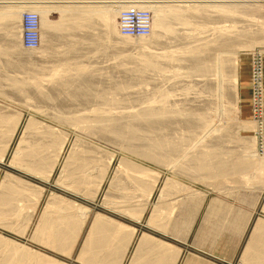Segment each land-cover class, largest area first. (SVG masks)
<instances>
[{
  "label": "bare ground",
  "instance_id": "obj_1",
  "mask_svg": "<svg viewBox=\"0 0 264 264\" xmlns=\"http://www.w3.org/2000/svg\"><path fill=\"white\" fill-rule=\"evenodd\" d=\"M0 1H2L0 6V31L5 34L4 42L2 40V36L0 38V50H2L3 54L6 56V61L3 62L2 67L5 70H8L3 71L7 74L11 69L12 71L16 70L21 73V76L20 74L16 76L3 75L4 77H1L2 73H0V78H3V80L0 79V88L4 83L7 86L3 89L6 94L10 93L12 95H17L18 93H23L25 98L35 100V103L37 101H45L48 103L52 102L56 107L64 101H76L79 105H87L90 101L94 104V102L99 101L98 103L103 102V104L108 105L109 108L113 105L117 108L118 105L123 106L121 104H128L132 101V97L128 99L130 95L128 97V94L123 95L122 93L127 90L126 88H128L129 85H132L130 84L132 81L129 80L131 77H129V79L127 77L124 79L117 77L115 79V77L113 78L111 76L112 79H115V81H112L111 79L110 83L107 81L106 85L102 83V85H99L96 80L97 73L95 74L97 71L92 68L93 66L90 65L92 69L89 70L90 68H87V64L84 65V63L80 64L77 62V64L71 63L70 60H75L81 57L84 50H86L84 47H86L88 43L92 42L91 45L94 44L95 46V33L93 31H89L88 28L95 30L93 27H96V23L99 24V27H101V30L103 31L100 35H104L101 37L102 39L98 44L103 56L106 51H108L107 53L109 55V51L111 50L120 53L121 49L118 50L114 49V46L111 47L112 45H115H111V40L113 35L116 34V30L119 34L120 40L118 42H120V44L121 41L126 44L128 40L130 41L131 37L121 35L119 33V26L117 25V27L111 22V17L117 15L119 16L120 12L123 9H126L129 5H137L140 8L147 9L151 13L150 33L147 36L138 37L140 41L144 42V44L142 43L144 47L141 46L142 49L139 48L140 51H137V54H132L133 56L130 54V56H123L132 60V62H128V60H124L123 57H119L122 53H120L119 56L116 55L121 59L117 57L119 60L114 63V66L122 71L123 75L126 73V76L130 75L133 78L136 75H142L146 72H150V76L151 73H158L159 77L163 79L166 78L165 76L167 75V72H169V74L171 73L170 75H173L175 78L177 76L182 78L183 75L187 78L197 76L199 79L200 77H205L206 80L204 78V83L199 91L200 94L202 91H206V94L209 93L205 96L208 98L205 101V104L202 107H193V105L186 101V98L184 100L181 99V102L180 100H172L174 102H170L171 97H168V93L172 94L170 93L172 91H166V88L165 91L157 88L158 90L154 89L152 94L153 97L151 96L152 98L148 101L151 102H146L148 106L145 105L144 108L141 106L142 108H136L135 111H129L130 109L126 111L124 109V111L120 110L119 112H113V109L116 110L114 107L112 110H105V108L102 110L94 107L96 109L92 108L90 111V113H92H89L90 115L81 113H78L79 115L76 113L75 115L73 113L74 115L67 117L65 115L66 112L65 114H62V111L60 110L61 112H58L57 109L56 111L60 115L58 114L59 117L54 118L60 119V121H66V123L68 122L72 126H75V128L83 131L85 130L92 135H96L97 137L104 139L105 141L107 140L108 142L110 141L116 143L122 151L128 152L136 157L164 163L166 167L171 166V168L175 169V171L179 173L185 174L194 172L196 175L194 179L199 178L201 180H207L215 178L214 181L219 179L220 188H216L219 183H217V185L213 184V186H216L214 187L215 190L221 189L223 181L229 179V176L239 177V179H241L240 181H243L242 183H245L246 185L250 184L252 181H257V177L260 176L261 179L258 182L260 186L258 185L259 187L257 188L260 190L264 189L262 188L264 185V156L262 155L261 157L256 154L257 152L254 153L256 139L252 136V139H249L250 137H239V135L236 134L237 132L235 131L237 129L235 130V127L238 126L237 128H239L241 120L239 119V121L234 113V117H230L232 120L229 125H225V123L222 124L220 122V124H218L215 122L216 113L218 112H222V115L224 114L228 116H230V113L232 112H237L236 102L239 100L237 93V69L239 66L238 49L250 48L254 44L261 43L262 45V43H264V0ZM54 11H57L60 14L59 20L57 21L50 18V14ZM25 12H34L38 15L37 32L39 44L33 49L25 48L22 43V14ZM216 18L229 21L230 24L226 26L223 25L224 27H214L213 24H215L214 21ZM239 19L249 20V25L243 24L244 26L242 27L239 24L237 25L236 21ZM209 24L211 26L210 28L208 27ZM209 29L210 33L208 32ZM206 33L209 34L210 38L205 36L207 35ZM86 37H91V39L89 38L91 42H88L89 39L87 40ZM81 50H83V52H81ZM93 50H96V48ZM113 51L110 53L112 54ZM39 54H44L43 56L50 57L49 59L56 61V63L53 62L54 65L52 63V65H49V63L47 64L46 62H41V64L37 63L36 59ZM83 56L86 55L83 54ZM82 58L87 59V57ZM211 76H214V79L208 80L207 78L212 79ZM200 81L202 82L201 79ZM46 84L49 86H46ZM200 84H198V86ZM156 86H158V84ZM167 86L170 88L169 85ZM190 86L189 83H186L182 89H184L185 92H188ZM171 89L172 88H170V90ZM192 92L194 91L192 90ZM203 93L201 96H204ZM134 98L136 99V95ZM211 98H216V100L214 101ZM191 100L192 99H190V102ZM226 100H230L229 103L228 101L225 103ZM155 102L156 105L158 104L157 106L154 105ZM224 103L228 106H225ZM94 105L96 106V103ZM62 108L63 107L61 106L60 109ZM1 109L0 111H4ZM21 117L22 116L19 113L0 112L1 161L5 160L6 155L11 148ZM30 120H28L29 122H26L28 124L24 127L25 131L22 134V137H19L20 140L17 142L15 149H13L9 160L12 165L32 173L44 174V171H46L47 175H45L48 178L51 176V172L54 171L55 164L59 161L58 159L63 152L67 141V134L65 132L63 133L59 130H55L49 127V125H41L38 128V122L32 121V118H30ZM33 120L35 119L33 118ZM228 121L230 122V120ZM241 126L245 129L258 128V124L255 125V123H243ZM27 130H29L28 132L31 134L30 138L25 136L27 134ZM226 143H233L236 148H228ZM84 144L85 146L83 145L84 147H82V150L77 153H74V147L71 148L68 156H66V162L72 158L71 160H73L74 164L72 166V161H70L71 163L68 162L69 165L66 163L68 165L67 167L70 166L69 169H67L65 164V168L63 167L61 170L62 173H68L67 175L69 176L72 175L73 177L70 178L73 179L72 183L75 184H88L90 182L88 169L92 167L94 169V166L96 165L95 160L97 161L98 147L96 148L94 145H92L94 147H90L91 145L86 146L87 142ZM239 147L241 149H237ZM101 153L102 150L99 154L101 155ZM110 153H108L107 157L106 155L104 156L106 157V161H104L105 164L103 162V157L100 162H97V164L102 162L103 165H101V167L104 166L101 171V179L99 178L100 181L111 168V164L115 159V155ZM99 154L98 156H100ZM102 155H104V153ZM118 160L120 164L119 166H121L120 170L123 169V171L131 179L127 182V185H123V179H121L122 186H124V188H130L127 187L130 186L128 183L133 181V185L140 187L141 190H145L149 193L147 194L143 191V193H146L148 196L147 197L145 195L147 199H145L146 201L144 204H142L139 210H134L133 208L129 212L130 214L128 213L129 215H133V218L140 220L142 213L149 204V195L152 194L159 177L154 174V171L152 172V170L148 169V167L145 168L143 165L133 162L126 156H122ZM95 167V170H97V166ZM101 167L98 169L100 170ZM91 170L89 171L91 172ZM120 170H117L115 175H120ZM97 174L99 175L100 172ZM120 176L124 177L125 175L123 174L122 176L121 174ZM144 176L150 177V180L147 179V177L145 178L147 182L149 180L148 185H145L147 183L146 181L144 183L145 179L142 178ZM59 177L62 178L61 176ZM221 179L224 180L222 181ZM234 179L236 180L237 178L235 177ZM59 180L60 179H58V182L62 183L61 180ZM237 182L236 185L240 184V182ZM67 183L68 182H66V184ZM66 184L65 182L63 183L65 186ZM117 185H120V183ZM182 185H180L179 182L177 183L176 181H173L172 178L170 179L168 177V179H166L164 186H161L159 190L158 200L153 204L150 216L151 224H153V221L159 218L161 213L164 212L165 209H163L164 207L162 204L169 193L171 194L177 192L179 189L185 191L188 189L189 194H197L195 189L192 190L189 188L190 186L184 187L187 184L184 186ZM28 186L31 187L32 190H35L34 195H36V197L34 195L33 196L36 199H34L35 201L34 204H32V207H26L31 209L29 210V214L25 217L23 216V230H26L33 214L35 213L41 194L43 193V188L9 172L5 174L0 183V222L3 223V221H5L6 223L7 219L15 216L19 210L22 209L23 206H20V203L24 202L26 198L32 194L30 193L31 188ZM225 186L227 185L225 184ZM97 187H99V185ZM115 187L116 185L114 188ZM80 188L82 190L83 187L81 186ZM124 188L122 187V189ZM73 189L76 191L78 190L76 188ZM174 189L177 191H174ZM224 189H227V187H224ZM121 192L117 193L124 195L123 193L125 190L123 193ZM200 194L203 196L202 193ZM127 195L124 196L128 197L129 195ZM179 196H176V198ZM108 197L109 196H107V198ZM105 198L106 196L104 197V200ZM120 199L121 198H119V200ZM125 200H127V198ZM177 200L178 199L175 201ZM111 201L112 200H110V203ZM104 202L109 205L107 201ZM113 202L115 201H112V204H116L118 200L116 203ZM129 202H125V205ZM119 203L121 206L124 204H121V202ZM175 207L177 206L173 203V205L169 207V210L166 208L164 214H167L166 216L168 219L174 215ZM42 211L43 213L40 220L38 219L39 222L38 224L36 223V229H34L35 231L31 237L39 242L44 240V245L47 244V247H53L57 251L64 253V255L69 256L82 232L90 208H88V206L77 204L75 201H69V198L65 199L64 196L57 193H51L47 198L46 205ZM14 219H16V217ZM92 222L93 223L91 224L90 229L88 228L89 232L86 235L87 237L84 238L83 244L79 249L76 260L84 264H122L131 243V234L134 232V228L129 225H125V223L117 222L116 219L114 220L110 217H105L102 213L100 214V212ZM262 223L264 225V222ZM19 230L18 232H20ZM24 232L25 231H23V234ZM122 232H126V235H123L125 238L123 237V239H120V234ZM149 236H145L139 241L137 250L133 253L129 264H174L176 257L179 255H177V247L175 249L173 248V245L171 246L167 242L161 240L157 241V238L152 240V236L150 234ZM154 243L155 246L164 248V256H159V253H154V256H150L147 255L148 253L143 254L139 252L143 245L152 246ZM0 264L65 263L51 256H47L44 253L41 254L36 250L28 248L24 244L11 240V238L0 235Z\"/></svg>",
  "mask_w": 264,
  "mask_h": 264
},
{
  "label": "rangeland",
  "instance_id": "obj_2",
  "mask_svg": "<svg viewBox=\"0 0 264 264\" xmlns=\"http://www.w3.org/2000/svg\"><path fill=\"white\" fill-rule=\"evenodd\" d=\"M59 16H60V14L57 12V11H54V12H52L51 14H50V18L52 19V20H59ZM118 15L117 16H112L111 17V22L112 23H114L116 26L118 25ZM233 19H235V18H233ZM236 20V19H235ZM244 20H246V19H244ZM244 20H242V19H239L238 21H236V23H237V25L239 24V25H241V27L242 26H244L243 24H247V25H249L248 23H249V20H246V21H244ZM217 21V22H216ZM220 21V22H219ZM98 22V21H97ZM223 22V23H222ZM245 22H247V23H245ZM214 23L215 24H213V26L214 27H224L223 25H228V24H230V22L229 21H224V19H218V18H216L215 19V21H214ZM97 25H96V27H93V28H95V30H92V29H90V28H88L89 29V31H93L94 33V35H95V39H96V43H95V46H94V44H92L91 45V41H90V39H91V37H86V39L88 40L89 38V40H88V42H91V43H88L87 41V43H85V44H87L86 45V47H84L86 50H84V48H83V50H84V52H83V50H81V52H83V54H85L86 56H83V54H82V56L81 57H79V55H78V57L79 58H77V59H75V60H70V62L71 63H80V64H82V63H84V65H86L87 66V68L89 69V70H91L92 68H94L95 69V71H97V72H95V74H96V80L98 81V84L100 85L101 83L102 84H104V85H106L107 84V81H108V83H110L111 82V79H112V77L114 78L115 77V79L117 78V77H119L120 79H124V78H128L129 79V77H131L129 80H131L132 82H130V84H132V85H129L128 86V88H126L127 90H125V92H126V94H125V92H122L123 93V95H127L128 94V97H129V95H130V97L128 98V99H130L131 97V102H130V100H129V102L130 103H128V104H121V105H123V106H119L118 105V107L117 108H119V109H117L114 105L113 106H110V108H109V106L108 105H104L103 104V102H100V103H102V104H100V103H98L97 101L96 102H94V104L96 103V106L93 104V102L92 101H90V103H91V105H90V103L89 104H87V105H84V104H78V102L76 103V101L74 102V101H72V102H68V101H64L62 104H60V105H57V107L55 106V105H53V103L51 102V103H48V102H45V101H37L36 103H35V100H31V99H28V98H25L24 97V94L23 93H18L17 95H12V94H10V93H5V91L3 90L5 87H7L6 86V84H2V87L0 88V93L2 94H0V107L2 108H0L1 110H4V111H0L1 113H3V112H6V113H19L22 117H21V119H20V122H19V124H18V129H17V132H16V134H15V136H14V141L12 142V145H11V148L9 149V152L7 153V155H6V158H5V160L4 161H1L0 160V183H1V181H2V179H3V177L5 176V174L7 173V172H9V173H11V174H13V175H15V176H17V177H19V178H21V179H24V180H27V181H29V182H31V183H33V184H36V185H38V186H41L42 188H43V193L41 194V197H40V200H39V202H38V206H37V208H36V210H35V213L33 214V217L31 218V220H30V222H29V224H28V226H27V228H26V230H23V225H24V217L27 215V214H29V210L31 209H28V208H26V207H32V204H34V199H36L35 197H36V195H34L35 194V190H32V188L31 187H29V188H31L30 190V193H32V194H30V195H32V196H30L29 195V197L28 198H26V200L24 201V202H26V203H28V204H26V203H24V202H22V203H20V206H23L24 207V209H23V207H22V209H20L19 210V212L15 215V216H13V217H11V218H9V219H7V221H6V223H5V221H3V223L2 222H0V235H3V236H5V237H7V238H11V240H15V241H17V242H19V243H21V244H24L25 246H27L28 248H31V249H33V250H36V251H38L39 253H44V254H46L47 256H51V257H53V258H56V259H58V260H61L62 262H64L65 264H80L79 263V261L78 260H76L77 258V254H78V252H79V249L81 248V246H82V244H83V239H84V232H83V234H80V236H79V238H78V240H77V242H76V244H75V246H74V248L72 249V253L69 255V256H67V255H64V253H61V251H57L56 249H54L53 247H47V244H45L44 245V243H45V241L44 240H42V242H39V241H37L36 239H33L31 236L33 235V233H34V229H36V226H37V224H38V219L40 220V217H41V215H42V213H43V211L42 210H44V207H45V205H46V202H47V198L49 197V195L51 194V193H57V194H59V195H61V196H64V198L66 199H68L69 198V201H75L77 204H80V205H84V206H88V208H90V210H92V211H99V212H101V213H104V214H107V215H111V216H115L117 219H119V220H122V221H128L129 220V218H133V215H129L130 213V211L134 208V210L135 209H137V210H139L140 208H141V206H142V204H144V202L146 201L145 199H147V194H149L147 191H145V190H141L140 189V187H137V186H135V185H133L134 183H133V181L132 182H129L128 183V185H130V186H127V187H130V188H124V186H122V184L124 185V184H126L127 185V182L129 181V180H131L129 177H128V175L123 171V169L122 170H120L121 169V166H119L120 164H119V158H121L122 156H126L128 159H130V160H132L133 162H135V163H138V164H140V165H143V167H148V169H150V170H152V172L154 171L155 173V175H158V181H157V185L154 187V189H153V191H152V194L151 195H149V199H148V206L149 205H152L153 206V204L158 200V195H159V190H160V188H161V186L163 187L164 186V183H165V181H166V179H168V177L171 179H173V181H176L177 183L179 182L180 183V185H182V186H184V185H186V186H184V187H189V188H191L192 190H196L197 192H199V197L201 198V197H203V196H205L206 195V198L208 199V198H213V197H221L222 199H224L226 202H229L230 204H231V207L233 208V205H236L237 206V203H239V202H243L242 200H240V198L241 199H243V198H245L246 200V203H247V206H248V208L250 207V205L253 203V202H257V203H259L260 204V207H262V205L264 204V194L263 195H260V196H258V195H254L253 193H252V191L253 190H255V189H257V187H259L260 186V184L258 183L259 182V180L261 179L260 178V176H258L257 177V181H252L250 184H245V183H242L243 181H240L241 179H239V177H237V176H229L230 178L229 179H227V180H222L223 181V184H222V182H221V189H216L215 190V188L214 187H216L215 185H217V183H219V185H217V187L216 188H220L219 186H220V180L219 179H217L216 181H214L215 180V178H211V179H207V180H201V179H194V177L196 176L195 174H194V172L193 173H179V172H176L175 171V169H173V168H171V166H168V167H166L165 166V164L164 163H159V162H155V161H152V160H146V158H141V157H136L135 155H132V154H130V153H128V152H125V151H122L121 150V148L120 147H118L119 145H117L116 143H113V142H108L107 140L105 141L104 139H101V138H99V137H97L96 135H92V134H90V133H88L87 131H83V130H79V129H77V128H75V126H72L71 124H69L68 122L66 123V121H60V119H57L58 117H59V113H57V109H58V112H61L62 114H65V112H66V116L68 117H70V115L72 116V115H76V113L78 114H88V115H90L91 113H90V111L92 110V108H94V107H96V108H99V109H102V110H104V108H105V110H112L113 109V107L116 109V110H112L113 112H119L120 110L121 111H124V109L127 111V110H129V111H135L136 110V108L138 109H140V108H144L145 107V105L146 106H148V104L147 103H150V102H148L152 97H153V92H154V89H161V90H166V91H168L169 90V92L170 91H172V92H170V93H172V94H169L168 93V97H171L170 98V102H174V101H179L180 100V102L182 101L181 99H185L186 98V101L187 102H189L191 105H193V107H202L204 104H205V101L208 99L207 97H205V96H207L209 93H207L206 94V91H202V93L203 92H205V93H203V95L204 96H201L202 95V93L200 94V89L202 88V84L204 83L203 82V80H204V78L205 77H200L199 79H198V77L197 76H194V77H191V78H187V77H185V75H183V77L181 78L180 76H177L176 78L173 76V75H170L169 74V72H167L166 74V78L168 79H166V78H160L159 77V74L158 73H151V76L149 75L150 74V72L149 73H143L142 75H136V76H134V78L132 77V76H130V75H125L126 73H124V75L122 74L123 72L122 71H120L119 69H117V67H115L114 65V63H116V61H118L119 59H121L123 56H127V55H131V56H133L132 54H137V51H140V49H142L141 48V46L142 47H144V42H142V41H140L139 40V38L137 37V38H130V41L128 40V42H126V44H125V42H123V41H121V44H120V42H118L119 40H120V38H119V34H118V32H117V30H116V34L115 35H113V37H112V40H111V45L112 44H115V45H112L111 47H113L114 49H118V50H120V53H122V55H120L119 56V54L120 53H118V52H116V54H115V52L113 51V50H111V51H113V53L112 54H114L115 55V57H114V55H112L110 52L111 51H109V55H108V51H106V53L104 52V56H103V53H101L102 51H100V47H98V44H99V42L101 41V37H103L104 35H100V34H102L101 32H103L102 30H101V27H99V24L98 23H96ZM250 24H251V22H250ZM118 27V26H117ZM208 27L210 28L211 26H210V24L208 25ZM92 28V27H91ZM119 28V27H118ZM104 29V28H103ZM209 33H210V29H209V31H208ZM99 33V34H98ZM104 34V33H103ZM207 35H205V36H207L208 38H210L209 37V34L208 33H206ZM1 36H2V40H3V42H4V39H5V34H4V32H1ZM200 36H203V35H200ZM204 36V37H205ZM92 38H93V36H92ZM133 40V41H132ZM116 41V42H115ZM113 42V43H112ZM201 42V41H200ZM143 43V44H142ZM118 44V45H117ZM142 44V45H141ZM258 44V43H257ZM257 44H254L252 47H250V48H241V49H238V64H239V66H238V69H237V76H238V87H237V93H238V97H239V100H238V102H236V104H237V112L235 113V112H232V113H230V116H228V115H222V112H218V113H216V120H215V122L216 123H218V124H220V123H222V124H224L225 123V125H229L230 123H231V120H232V118L234 117V114L237 116V118H238V120L240 121V123L241 124H243V123H255V125H257L258 124V128H249V129H245V128H243L242 126H241V124H240V126H239V128H237V127H235V132H237L236 134H238L239 135V137H244V138H248V137H250L249 139H252V137H254L255 139H256V144H255V146H254V148H255V150H254V153H256L258 156H261L262 157V155L264 156V104H263V112H262V118H255V113H254V108H253V101H252V99H253V88H252V81H253V78H252V72H253V68L254 67H256V64H258V65H261L262 66V70H263V72H262V85H263V100H264V43H262V45H261V43H259L258 45ZM60 46V45H59ZM100 46V45H99ZM118 46V47H117ZM94 47V48H93ZM120 47V48H119ZM145 47H146V45H145ZM95 49L96 48V50H93V49ZM140 48V49H139ZM91 49V50H90ZM127 49V50H126ZM92 50H93V52H92ZM1 51L2 50H0V58L2 59H0V67H2V64H3V62L4 61H6V59H5V54H3V51H2V54H1ZM99 51H100V53H99ZM122 51V52H121ZM156 51V50H155ZM154 51V52H155ZM241 51V52H240ZM260 53H259V52ZM91 52V53H90ZM255 53V54H254ZM80 54V55H81ZM94 54V55H93ZM3 55V56H2ZM44 54H39L38 55V57H37V63H39V64H41V62L42 63H44V62H46L47 64L49 63V65H54V63L53 62H55L56 63V61H54V60H51V59H49L50 57H45V56H43ZM116 55H118L119 57H121V58H119L118 56H116ZM129 55V56H130ZM255 55V56H254ZM42 58H41V57ZM92 58H91V57ZM100 56V57H99ZM110 56H112V57H110ZM82 57H87V59H83ZM108 57V58H107ZM117 57L119 58V59H117ZM259 57V58H258ZM47 58V59H46ZM111 58H112V60H111ZM124 58V60H128V62L129 61H131L132 62V60H130V59H127L126 57H123ZM15 60V59H14ZM115 60V61H114ZM240 60V61H239ZM256 60H258L259 62H256ZM2 61V62H1ZM48 61V62H47ZM52 63V64H51ZM76 63V64H77ZM112 63V64H111ZM124 63V62H123ZM71 65H74V64H71ZM93 66L92 68H91V66ZM107 65V66H106ZM89 66V67H88ZM96 67V68H95ZM113 67V68H112ZM1 70H0V73H2L1 74V77H4L3 75H10V76H16V75H19L20 74V76H21V73H19V72H17L16 70H9L10 72H8L7 74L4 72V71H8V70H5L3 67L2 68H0ZM117 69V70H116ZM4 70V71H3ZM12 71V72H11ZM17 73H16V72ZM114 71V72H113ZM120 73H119V72ZM182 71V70H181ZM184 71V70H183ZM99 72V73H98ZM115 73V74H114ZM103 74V75H102ZM106 74V75H105ZM128 74V73H127ZM147 74V75H146ZM181 74V73H180ZM179 74V75H180ZM110 75V76H109ZM120 75V76H119ZM144 75V76H143ZM110 78H108V77ZM112 76V77H111ZM123 76V77H122ZM142 76V77H141ZM147 76H148V78H147ZM181 76H182V74H181ZM210 76V75H209ZM208 76V77H209ZM108 79H107V78ZM144 77V78H143ZM172 77V78H171ZM212 77V76H211ZM210 77V78H211ZM118 78V79H119ZM136 78V79H135ZM137 78H139V79H137ZM141 78V79H140ZM146 78V79H145ZM152 78V79H151ZM174 78H175V80H174ZM197 78V79H196ZM0 79H2L3 80V78H0ZM101 79V80H100ZM115 79H112V81H115ZM150 79H151V81H150ZM160 79V80H159ZM163 79V80H162ZM166 79V80H165ZM173 79V80H172ZM187 79H188V81H187ZM193 79H194V82H193ZM200 79L202 80V82L200 81ZM208 80H213L214 79V76L212 77V79H209V78H207ZM172 82H171V81ZM189 80H190V82H189ZM192 80V81H191ZM205 80H206V78H205ZM247 80H249V93H248V89H247V91H243V85H245V83H246V81ZM136 81V82H135ZM138 81V82H137ZM148 81V82H147ZM155 81V82H154ZM164 81V82H163ZM183 81H184V83H183ZM195 81H196V83H195ZM175 82V83H174ZM181 84H180V83ZM193 82V83H192ZM158 84V86H156L157 84ZM186 83H189V86H190V84H191V86H190V88H189V90H188V92H185V90L184 89H182L183 87H184V84H186ZM201 83V84H200ZM101 84V85H102ZM169 85V87L170 88H172L171 90H170V88H168V86L167 85ZM172 84V85H171ZM178 84V85H177ZM197 84V85H196ZM198 84H200L199 86H200V88H199V86H198ZM146 85V86H145ZM155 85V86H154ZM166 85V86H165ZM176 85V86H175ZM196 85V86H195ZM46 86H49V85H47L46 84ZM180 88V90H179V88ZM186 87V86H185ZM194 87V88H193ZM197 87V88H196ZM166 88V89H165ZM175 88V89H174ZM176 88H177V90H176ZM193 88V89H192ZM157 89V90H158ZM198 89V90H197ZM130 90V91H129ZM148 90V91H147ZM192 90L196 93H194V92H192ZM3 91V92H2ZM175 91V92H174ZM142 92V93H141ZM198 92H199V94H198ZM5 93V94H4ZM179 93H180V96H179ZM187 93H188V96H187ZM137 94H138V99H137ZM185 94V95H184ZM193 94H194V96H193ZM135 95H136V99L134 98L135 97ZM171 95V96H170ZM178 95V96H177ZM195 95H199V96H195ZM6 96V97H5ZM10 96V97H9ZM152 96V97H151ZM175 96V97H174ZM185 96H187L188 98H189V100H188V98L187 97H185ZM189 96H191V97H189ZM193 96V97H192ZM20 97V98H19ZM146 97V98H145ZM148 97H150V98H148ZM195 97V98H194ZM200 97H201V99H200ZM203 97V98H202ZM26 100H25V99ZM230 98V97H229ZM135 101H134V100ZM190 99H192L191 100V102H190ZM198 99H200V100H198ZM212 100H216V98H211ZM137 100V101H136ZM138 100H139V102H138ZM172 100H174V101H172ZM26 101V102H25ZM194 101V102H193ZM227 101L228 100H226V102L225 103H227ZM230 101V100H229ZM229 101H228V103H229ZM147 102V103H146ZM198 102V103H197ZM32 103V104H31ZM41 103V104H40ZM46 103V104H45ZM48 103V104H47ZM65 103V104H64ZM74 103V104H73ZM158 103V102H157ZM178 103V102H177ZM193 103H195V104H193ZM224 103V104H225ZM28 104V105H27ZM31 104V105H30ZM44 104V105H43ZM54 104H56V103H54ZM70 104V105H69ZM94 106H93V105ZM3 105V106H2ZM77 105V106H76ZM78 105H79V107H78ZM84 105V106H83ZM97 105H98V107H97ZM131 105V106H130ZM139 105V106H138ZM154 105L155 106H157L156 105V102L154 103ZM159 105H160V103H159ZM5 106V107H4ZM34 106V107H33ZM41 106V107H40ZM55 106V107H54ZM63 107L62 109H60V107ZM125 106V107H124ZM128 106V107H127ZM132 108H130V107ZM133 106V107H132ZM142 106V107H141ZM225 106H228L227 104H225ZM52 107H54V108H52ZM107 107V108H106ZM112 107V108H111ZM124 107V108H123ZM67 108V109H66ZM76 108V109H75ZM96 108H94V109H96ZM44 109V110H43ZM48 111H47V110ZM49 110H50V113H49ZM53 110V111H52ZM61 110V111H60ZM76 110V111H75ZM74 111V112H73ZM45 112H46V114H45ZM52 112V113H51ZM87 112V113H86ZM74 113V114H73ZM90 113V114H89ZM234 113V114H233ZM238 113V114H237ZM48 114V115H47ZM50 114V115H49ZM59 114V115H58ZM78 114V115H79ZM233 114V115H232ZM55 115V116H54ZM232 115V116H231ZM54 117H57V118H54ZM228 119H227V118ZM230 117H232V118H230ZM30 118H32V121H37L38 122V124H37V126H38V128H39V126H43V125H49V127H51V128H53V129H55V130H59V131H61V132H65L66 134H67V137H66V139H67V141H66V144H65V147H64V149H63V152H62V154H61V156H60V158L58 159L59 161H57V163L55 164V168H54V171H52L51 172V176H49L48 178L46 177V175H47V172L46 171H44V174L43 173H32V172H29V171H26V170H24V169H21L20 167H16L15 165H12L11 163H10V158H11V154H12V151H13V149H15V147H16V145H17V142H19V140H20V138L22 137V134L24 133V131H25V129H24V127H26V125L28 124V123H26L28 120H30ZM33 118L35 119V120H33ZM54 118V119H53ZM220 118V119H219ZM221 119H222V121H221ZM59 120V121H58ZM218 120H220V121H218ZM224 120V121H223ZM228 120H230V122L228 121ZM31 121V120H30ZM218 121V122H217ZM226 121V122H225ZM245 121V122H244ZM249 121V122H248ZM252 121V122H251ZM29 122V121H28ZM40 122H41V124H40ZM220 122V123H219ZM228 122V123H227ZM26 123V124H25ZM51 125V126H50ZM29 130H27V134L25 135L27 138H30L31 137V134L28 132ZM252 136V137H251ZM20 137V138H19ZM104 140V141H103ZM87 142V144H86V146H90V147H98V154L101 152V150H102V153H101V157L100 156H98V154H97V161L95 160V166H97V170L100 172V176L97 174V173H99L97 170H95L96 169V167L94 166V169H93V167L92 168H90V169H88V174H89V176H90V182L88 183V184H85V183H77V184H75V183H72L73 182V179L72 178H70V177H73L72 175L71 176H69V175H67L68 173H62L61 172V170H62V168L64 167L65 168V164L66 163H68V162H70V161H72V166H73V160H69L68 162H66V156H68V154H69V152H70V150H71V148H73L74 147V153H77V152H79V151H81L82 150V147H84L85 146V144L84 143H86ZM227 144V147L228 148H236V146L235 145H233V143H226ZM258 144H260V145H258ZM74 145H76V146H74ZM84 145V146H83ZM92 145H94V146H92ZM234 146V147H233ZM237 149H241L240 147L239 148H237ZM104 150V151H103ZM113 153L114 155H115V159L113 160V162H112V164H111V168L107 171V173L104 175V178L100 181V177H101V171H102V169H103V167H101V165H103V163L101 162V163H99L100 164V166H99V164H97V162H100L103 158H104V160H103V162L104 161H106V157H107V155H108V153ZM104 153V155H102ZM110 153V154H111ZM260 154V155H259ZM106 155V157H104ZM103 157V158H102ZM130 157V158H129ZM98 158H100V159H98ZM102 158V159H101ZM251 159V158H250ZM9 161V162H8ZM71 163V162H70ZM104 164H105V162H104ZM68 165H69V163H68ZM67 164H66V167L68 166ZM71 165V164H70ZM71 166V167H72ZM70 167V166H69ZM69 167H67V169H69ZM99 167H101V169L99 170L98 168ZM119 167V168H118ZM116 168V169H115ZM92 169V170H91ZM89 170H91V172L89 171ZM95 170V171H94ZM117 170H120V172L119 173H121L122 174V176H123V174L125 175L124 177H121L119 174H116L115 175V172L117 171ZM174 170V171H173ZM61 172V173H60ZM95 172V173H94ZM124 172V173H123ZM151 172V173H152ZM156 172H157V174H156ZM90 173H91V175H90ZM46 174V175H45ZM62 174V175H61ZM64 174H65V176L69 179H67L65 176H64ZM87 174V175H88ZM153 174V173H152ZM120 177H119V176ZM59 176H61L62 178H60ZM98 176V177H97ZM126 176H127V178H126ZM96 177V178H95ZM147 177V179H149L150 180V177H148V176H144V177H142V178H146ZM237 178L236 180L234 179V178ZM100 178V179H99ZM115 178V179H114ZM118 180H120V181H118ZM228 178V177H227ZM47 179V180H46ZM58 179H60L61 180V182L62 183H59L58 182ZM121 179H123L122 181H121ZM136 179V178H135ZM59 180V181H60ZM68 180V181H67ZM149 180H148V182H149ZM213 180V181H212ZM228 180H229V182H228ZM65 182V184H66V182H68L67 184H71V185H67L66 184V186L65 185H63V183ZM93 181V182H92ZM98 181V182H97ZM145 181L147 182V180L145 179L144 180V183H145ZM206 181V182H205ZM238 181V182H237ZM69 182H71V183H69ZM97 182V183H96ZM100 182V183H99ZM113 184H112V183ZM121 182H122V184H121ZM148 182L145 184V185H148ZM236 182L237 183H239L240 182V184L242 185V187H241V185L240 184H237L236 185ZM120 183V185H117V184H119ZM258 183V184H257ZM74 184V185H73ZM85 184V185H84ZM213 184H215L214 186H213ZM225 184L227 185V186H225ZM245 186H244V185ZM252 184V185H251ZM256 186H255V185ZM99 185V187H97ZM116 185V187L114 188V186ZM211 185V186H210ZM255 187H254V186ZM259 185V186H258ZM68 186V187H67ZM71 186H73V187H71ZM78 186V187H77ZM83 187L82 188V190H81V188L80 187ZM113 186V187H112ZM119 186V187H118ZM236 186H238V187H236ZM65 187H66V189H65ZM71 187V188H70ZM112 187V188H111ZM122 187L124 188V189H122ZM224 187L226 188L227 187V189H224ZM232 187V188H231ZM69 188V189H68ZM73 188H76V189H78L77 191L75 190V189H73ZM118 188V189H117ZM121 190H120V189ZM72 189V190H71ZM93 189V190H92ZM109 191H108V190ZM126 189H128V190H126ZM259 189V188H258ZM71 190V191H70ZM75 190V191H74ZM124 190H125V192H124ZM221 190V191H220ZM32 191H34V192H32ZM80 191V192H79ZM122 191V192H121ZM142 191V192H141ZM143 191L144 192H146V193H143ZM174 191H177L176 189H174ZM109 192V193H108ZM117 192H121V193H123L125 196L127 195V193H128V195L130 196H128V197H125L124 195H121L120 193H117ZM184 192V193H183ZM189 192V190L187 189L186 191L185 190H181V189H179V191H177V192H174V193H169L168 195H167V198L164 200V203H165V201H166V203H168V204H164L163 205V207H165V205H166V207L168 208V210H169V207H171L172 205H173V203H174V205L175 206H177V207H175L174 209H175V215H182V217L185 215V213L186 212H189V207H188V209H185V207H184V205L183 204H189V201H190V197L192 196L191 194H189L188 193ZM192 192V191H191ZM113 193V194H112ZM114 193H116V194H114ZM126 193V194H125ZM131 195H130V194ZM138 193V194H137ZM179 193H181V194H183V195H181V194H179ZM200 193H202L203 194V196L200 194ZM110 194H111V196H110ZM143 194V195H142ZM35 197H34V196ZM87 195H89V196H87ZM94 197H93V196ZM147 197H146V196ZM179 196V197H177L176 198V196ZM197 195V194H196ZM90 196H92V197H90ZM106 196V198H107V196H109L107 199L109 200H107L106 198H105V200H104V197ZM114 196V197H113ZM120 196V197H119ZM116 197V198H115ZM124 199H123V198ZM136 197H137V199H136ZM173 197H175L176 199H178L177 201H175L176 199L175 198H173ZM109 198H113V199H109ZM119 198H121L120 200H122V201H124L126 198H127V200H129V201H127V200H125L124 202H122V201H120L119 200ZM180 198V199H179ZM28 199V200H27ZM140 199V200H139ZM142 199H144V200H142ZM171 199V200H170ZM173 199H175V200H173ZM31 200V201H30ZM107 201V203H109V205L108 204H106V202H104V201ZM110 200H112V201H115V202H113V203H116V201L118 200V202L116 203V204H112V201H111V203H110ZM170 200V201H169ZM30 201V202H29ZM174 201V202H173ZM214 201V200H213ZM32 202V203H31ZM119 202H121V204L122 203H124V204H122V206L120 205V203ZM125 202H129L127 205H125L126 203ZM30 203V204H29ZM133 205H132V204ZM135 203V204H134ZM104 204V205H103ZM105 204H106V206H105ZM172 204V205H171ZM130 205H132V206H130ZM136 205V206H135ZM170 205V206H169ZM124 206V207H123ZM135 206V207H134ZM147 206V207H148ZM28 209V210H27ZM146 209V208H145ZM23 210V211H22ZM74 210V209H73ZM72 210V211H73ZM120 210H122V211H120ZM127 210H129V211H127ZM71 211V210H70ZM75 211V210H74ZM127 211V212H126ZM127 213V214H126ZM129 213V214H128ZM257 213L259 214V215H264V211H257ZM132 214V213H131ZM24 216V217H23ZM16 217V219H14ZM139 221V220H138ZM17 222V223H16ZM37 223V224H36ZM21 225H22V227H21ZM17 227V228H16ZM20 228H22V229H20ZM20 229V230H19ZM18 230L20 231V232H18ZM22 230V231H21ZM17 231V232H16ZM23 231H25L24 232V234H23ZM132 235V234H131ZM81 238V239H80ZM80 239V240H79ZM44 241V242H43ZM120 246V245H119ZM76 247V248H75ZM131 254H132V252L130 251V253H129V255H128V257L126 258V261H125V264H127L129 261H130V258H131Z\"/></svg>",
  "mask_w": 264,
  "mask_h": 264
},
{
  "label": "crops",
  "instance_id": "obj_3",
  "mask_svg": "<svg viewBox=\"0 0 264 264\" xmlns=\"http://www.w3.org/2000/svg\"><path fill=\"white\" fill-rule=\"evenodd\" d=\"M248 82L249 80L243 85V91L248 89L249 93ZM252 193L260 196L264 194V189L257 188ZM240 200L243 202L237 203V206L233 205L232 208L231 204L221 197L207 199L205 195L200 198L197 192V195L192 194L189 204H183L185 209L189 207V212H186L183 217L174 213L168 219L167 214H164L167 208L165 205L162 216L154 220L153 224L150 223L152 205L146 207L139 221L136 218L122 221L115 216L102 214L134 228L131 243L122 264H125L130 251L132 258L139 241L149 234L152 240L157 238V241L167 242L175 249L177 247L176 251L179 255L174 264H264V225L262 223L264 215L257 213L258 210H264L262 208L264 204L260 207L259 203L253 202L248 208L246 199L240 198ZM98 213L99 211H89L81 232V234L84 232V238L87 237L92 221ZM123 235H126V232L120 234V239H123ZM155 243L152 246L143 245L139 252L148 253L147 255L150 256L157 253L160 254L159 256H164V248L155 246Z\"/></svg>",
  "mask_w": 264,
  "mask_h": 264
},
{
  "label": "built area",
  "instance_id": "obj_4",
  "mask_svg": "<svg viewBox=\"0 0 264 264\" xmlns=\"http://www.w3.org/2000/svg\"><path fill=\"white\" fill-rule=\"evenodd\" d=\"M151 13L137 5H129L120 12L118 17L119 33L128 37L147 36L150 33ZM38 15L34 12L22 14V43L27 49L36 48L39 44L38 39ZM259 58V57H258ZM256 62H259L256 60ZM262 66L256 64L252 72L253 88V108L255 118H262L263 112V85H262Z\"/></svg>",
  "mask_w": 264,
  "mask_h": 264
}]
</instances>
